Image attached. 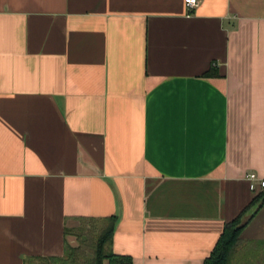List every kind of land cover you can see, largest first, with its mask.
<instances>
[{
	"label": "crops",
	"instance_id": "1",
	"mask_svg": "<svg viewBox=\"0 0 264 264\" xmlns=\"http://www.w3.org/2000/svg\"><path fill=\"white\" fill-rule=\"evenodd\" d=\"M197 2L0 0V264L111 217L132 264H203L237 218L264 251V0Z\"/></svg>",
	"mask_w": 264,
	"mask_h": 264
},
{
	"label": "trees",
	"instance_id": "2",
	"mask_svg": "<svg viewBox=\"0 0 264 264\" xmlns=\"http://www.w3.org/2000/svg\"><path fill=\"white\" fill-rule=\"evenodd\" d=\"M257 202L259 203L258 208L262 205V203H264V191L255 198L254 203ZM114 225V217L108 218L102 222L100 234L95 243L94 259L92 264H102L104 260H108L109 264H132L131 259L127 257L115 256L110 250ZM244 226L245 223H241L239 218L226 224L211 254L203 264H232L234 260L233 255L236 249L239 247V245L244 246L240 240V233ZM68 249L69 251H72L70 247ZM61 260L62 259L51 258L40 259L38 262H60Z\"/></svg>",
	"mask_w": 264,
	"mask_h": 264
},
{
	"label": "rangeland",
	"instance_id": "3",
	"mask_svg": "<svg viewBox=\"0 0 264 264\" xmlns=\"http://www.w3.org/2000/svg\"><path fill=\"white\" fill-rule=\"evenodd\" d=\"M101 226L102 224L97 222L80 221L75 230L67 233L68 241H70L67 242V253L60 262L45 261L35 264H92L95 243ZM69 247L72 251H69ZM263 252L251 251L247 246L239 245L233 255L232 264H264Z\"/></svg>",
	"mask_w": 264,
	"mask_h": 264
},
{
	"label": "built area",
	"instance_id": "4",
	"mask_svg": "<svg viewBox=\"0 0 264 264\" xmlns=\"http://www.w3.org/2000/svg\"><path fill=\"white\" fill-rule=\"evenodd\" d=\"M198 2L197 0H185V6L188 10H192L195 7H197ZM247 180L250 183V190L255 191L257 188H260L261 190L264 191V180H260L257 178L255 174H249L247 176Z\"/></svg>",
	"mask_w": 264,
	"mask_h": 264
},
{
	"label": "water",
	"instance_id": "5",
	"mask_svg": "<svg viewBox=\"0 0 264 264\" xmlns=\"http://www.w3.org/2000/svg\"><path fill=\"white\" fill-rule=\"evenodd\" d=\"M243 223V222H242Z\"/></svg>",
	"mask_w": 264,
	"mask_h": 264
}]
</instances>
